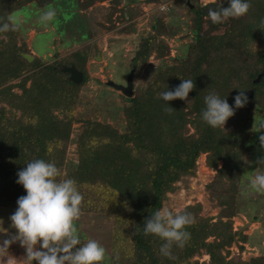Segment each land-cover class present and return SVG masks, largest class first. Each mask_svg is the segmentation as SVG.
Returning <instances> with one entry per match:
<instances>
[{"label":"trees","instance_id":"1","mask_svg":"<svg viewBox=\"0 0 264 264\" xmlns=\"http://www.w3.org/2000/svg\"><path fill=\"white\" fill-rule=\"evenodd\" d=\"M56 1L60 0H0V22L27 5L44 9ZM61 1L64 11H72L109 0ZM249 2L245 15L221 23H212L197 9L192 16L193 42L185 46L184 56L155 70L136 97L123 98L122 131L106 122H81L73 163L66 156L78 121L74 113L78 91L86 83L88 49L52 64H41L37 58L28 62L23 55L30 52L24 43L18 45L17 30L0 33V208L16 209L17 199L26 194L16 183L17 173L40 158L54 162L62 177L76 181L83 196L81 213L111 219L109 256L103 264H251L241 258L248 237L234 230L232 220L239 211L244 160L264 134L263 130L251 138L255 113L264 115V0ZM152 31L136 48L134 74L143 71L150 57H166L167 45L160 40L165 33L162 19ZM82 36L88 39L89 34L84 30ZM62 65L80 71L83 81L72 84L59 71ZM181 79H191L194 88L186 100L169 101L172 109L166 110L160 93L174 89ZM14 80L19 82L7 85ZM241 91L247 104L234 109L224 129H212L202 121L206 95L215 93L232 106ZM200 156L215 172L205 191L218 213L203 217L198 203L179 211L193 216L186 229L190 239L183 247L174 245L170 257L162 256V241L143 232L145 221L162 208L167 194L176 191V183L195 176ZM202 256L207 262L199 263Z\"/></svg>","mask_w":264,"mask_h":264},{"label":"rangeland","instance_id":"2","mask_svg":"<svg viewBox=\"0 0 264 264\" xmlns=\"http://www.w3.org/2000/svg\"><path fill=\"white\" fill-rule=\"evenodd\" d=\"M117 1V5L114 0H109L96 3L86 10L73 7L72 11H64L65 4L61 0L56 1L51 6L56 10V18L47 26H42L38 17L42 11L50 7L39 9L33 5H27L9 16V21L16 24L15 29L19 33L18 45L24 43L30 52L26 55L39 59L41 64H52L76 51L88 49L85 64L86 83L78 91V102L74 112L78 121L73 125L71 143L67 149L66 161L68 162L75 161L74 138L79 133L83 120L106 122L120 131L123 130L124 96L107 86V83L111 82L117 86L126 84V79L134 66L131 61L136 48L142 39L153 34L152 27L156 20L162 19L165 33L160 40L167 45L168 52L161 60L150 57L143 71L133 75L132 97H136L140 89L147 85L155 70L170 67L174 65L175 59L184 56L182 51L185 50V46L193 42L192 16L197 15V9L201 11V7L224 3L226 0ZM189 6L195 10L190 9ZM114 9L116 10L112 12ZM72 13H76L78 21L70 17ZM82 24L89 34L88 39L82 36L84 35V30L81 29ZM18 82L19 80L10 81L7 85ZM26 85L28 86L29 83ZM13 92L18 95L21 93L18 88H15ZM263 117L261 112L255 113L254 121L257 125L253 126L255 133L251 138L263 131L259 127L261 123H264ZM257 144L258 146L244 160L242 178L244 186L238 198L239 211L232 220L234 230H241L248 237V242L241 253L242 260L251 264H264V194L254 193L248 186L252 177L264 171V164L258 163L264 159V147L259 140ZM214 176L215 172L205 165V157L200 156L196 161L195 176L183 178L176 183L174 185L176 191L167 194L162 208H167L175 214L187 206L198 203L202 206L201 216H216L219 209L211 206L205 191L206 185L212 182ZM14 211L0 208V222H2L0 223V242L15 233V229L10 227L9 219ZM253 217L257 220L250 222V218ZM75 223L82 241L85 242L89 238L98 241L105 248V259H107L112 233L111 219L108 216L82 212ZM231 252L236 254L237 248L233 247ZM25 256L24 248L17 241L11 243L7 251H0V264H27L24 260ZM197 260L202 263L207 262L208 258L202 256ZM32 264L37 262L33 261Z\"/></svg>","mask_w":264,"mask_h":264},{"label":"clouds","instance_id":"3","mask_svg":"<svg viewBox=\"0 0 264 264\" xmlns=\"http://www.w3.org/2000/svg\"><path fill=\"white\" fill-rule=\"evenodd\" d=\"M227 3V8H208L206 16L212 23L239 18L250 8L249 0H227ZM55 18L56 10L50 7L40 13L38 20L42 26H47ZM15 28V23L0 22V33L14 31ZM193 88L191 79H181L174 89L161 92L160 98L166 102V110L172 109L168 105L169 101L186 100ZM233 99L234 104L230 106L225 98L215 93L206 95L205 107L201 112L202 121L212 129H224L227 120L234 115V109L247 104V96L243 91ZM259 127L264 130V123ZM259 141L264 147V134L259 136ZM258 163L264 164V159ZM16 183L23 187L26 194L16 201L17 207L9 217L10 227L15 229V233L0 242V251H7L11 243L18 241L25 250L24 260L27 264L33 261L37 264H103L105 248L95 239L89 238L82 242L75 223L81 215L83 196L74 179L62 177L54 162L37 158L27 162V166L17 173ZM248 186L252 192L264 194V171L252 177ZM192 223L190 212L174 215L167 208H162L145 221L143 232L146 236L158 237L162 241L160 254L170 257L174 245L183 247L190 239L191 234L186 229Z\"/></svg>","mask_w":264,"mask_h":264},{"label":"water","instance_id":"4","mask_svg":"<svg viewBox=\"0 0 264 264\" xmlns=\"http://www.w3.org/2000/svg\"><path fill=\"white\" fill-rule=\"evenodd\" d=\"M189 7H190V9H192V6H189ZM218 7L219 8H227V7H229V4L227 3V0L224 3H220V4H209L207 6L201 7V12L203 15L206 16L208 8L217 9ZM23 57L28 62H32V60H33V57L30 55H23ZM59 71L63 74H66L67 79L74 85H79L83 81V74L80 71H78L77 69H75L73 66H71V67L62 66ZM134 72H135V67L132 66V69H131V71H130L127 79H126V84L124 86H117L111 82H108L107 86L112 87L113 89L117 90L124 97L131 98L133 95L132 79H133ZM262 75H263V73L259 74L257 76V78L254 80V83H258L260 81Z\"/></svg>","mask_w":264,"mask_h":264}]
</instances>
